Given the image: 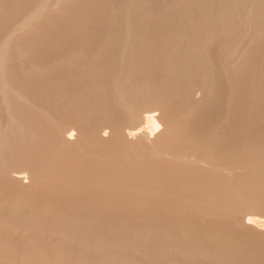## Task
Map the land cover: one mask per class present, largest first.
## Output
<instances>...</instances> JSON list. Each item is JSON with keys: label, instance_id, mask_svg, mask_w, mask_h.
Listing matches in <instances>:
<instances>
[{"label": "rangeland", "instance_id": "374dc122", "mask_svg": "<svg viewBox=\"0 0 264 264\" xmlns=\"http://www.w3.org/2000/svg\"><path fill=\"white\" fill-rule=\"evenodd\" d=\"M263 221L264 0H0V264H264Z\"/></svg>", "mask_w": 264, "mask_h": 264}, {"label": "bare ground", "instance_id": "6f19581e", "mask_svg": "<svg viewBox=\"0 0 264 264\" xmlns=\"http://www.w3.org/2000/svg\"><path fill=\"white\" fill-rule=\"evenodd\" d=\"M143 120H144V122L147 124V126H146V130H148L149 132H147L146 130V132L148 133V136L147 137H144L143 135H144V131H143V133H141V132H139V134H138V136H139V138H142V139H146V140H151V139H153V138H157L158 136H159V134H160V132H158L157 130H158V128H159V126H158V123H161V119H160V117L157 115V116H155L154 114H151V113H146L145 115H144V117H143ZM66 132V131H65ZM129 133V132H128ZM134 134V133H133ZM72 134H70V135H68V136H66L65 137V140H67V141H71V136ZM137 135V134H136ZM136 135H133V136H136ZM145 135H147V134H145ZM132 135L129 133V137H131ZM75 140V139H74ZM17 174V173H16ZM15 174V175H16ZM13 175L12 177L15 179V180H18V181H20L22 178H20L18 175ZM22 181V180H21ZM254 217H248V218H244V223H243V225L245 226V227H247V228H250V227H252V229H256V228H258V229H260V226H261V222L262 221H259V219L258 218H254ZM260 222V223H259ZM264 222V221H263ZM255 225H259V227L258 226H255ZM259 232V231H258Z\"/></svg>", "mask_w": 264, "mask_h": 264}]
</instances>
